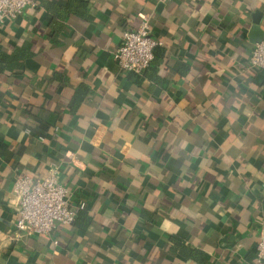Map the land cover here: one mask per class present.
<instances>
[{
	"label": "crops",
	"instance_id": "0c3cea01",
	"mask_svg": "<svg viewBox=\"0 0 264 264\" xmlns=\"http://www.w3.org/2000/svg\"><path fill=\"white\" fill-rule=\"evenodd\" d=\"M143 16L162 44L142 74L123 71L113 51ZM257 22L264 0H38L0 24V49L26 54L0 63V264H256ZM54 163L85 208L21 236L15 178Z\"/></svg>",
	"mask_w": 264,
	"mask_h": 264
},
{
	"label": "built area",
	"instance_id": "2783aa9c",
	"mask_svg": "<svg viewBox=\"0 0 264 264\" xmlns=\"http://www.w3.org/2000/svg\"><path fill=\"white\" fill-rule=\"evenodd\" d=\"M38 6V0H0V24L21 17L29 7ZM162 42L152 34L150 18L143 16L136 29L123 32L121 44L113 57L123 71L142 74L155 57V48ZM248 66L264 70V39L256 43L248 58ZM60 166L51 165L44 178L18 173L13 192L18 198L16 228L21 236L50 235L57 223L71 225L85 204L74 205L70 192L60 181ZM57 243V240L54 241ZM256 264H264V224L256 248Z\"/></svg>",
	"mask_w": 264,
	"mask_h": 264
},
{
	"label": "trees",
	"instance_id": "16d2710c",
	"mask_svg": "<svg viewBox=\"0 0 264 264\" xmlns=\"http://www.w3.org/2000/svg\"><path fill=\"white\" fill-rule=\"evenodd\" d=\"M25 57H26V54H24V53L12 55V54H8L5 51L0 49V63H4L7 66H10V65H12L18 61H19V63H21V61H23ZM84 208H82L80 210H83ZM79 211H78V213H79ZM78 213H77V215H78ZM76 219H77V216H76ZM178 246L180 247V249L185 248L181 244H178ZM185 254L188 255L187 253H185ZM191 254L194 255V257H196L197 259L198 258L202 259L201 252H199L198 250L193 251ZM198 254H200V255H198Z\"/></svg>",
	"mask_w": 264,
	"mask_h": 264
},
{
	"label": "water",
	"instance_id": "95a60500",
	"mask_svg": "<svg viewBox=\"0 0 264 264\" xmlns=\"http://www.w3.org/2000/svg\"><path fill=\"white\" fill-rule=\"evenodd\" d=\"M264 39V29L257 22L255 23L250 31V40L253 44L259 43Z\"/></svg>",
	"mask_w": 264,
	"mask_h": 264
}]
</instances>
